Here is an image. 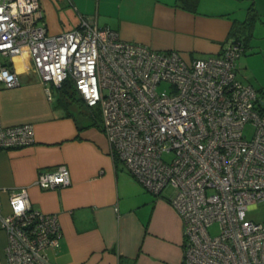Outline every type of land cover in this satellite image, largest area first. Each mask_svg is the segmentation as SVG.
<instances>
[{
  "label": "built area",
  "instance_id": "obj_1",
  "mask_svg": "<svg viewBox=\"0 0 264 264\" xmlns=\"http://www.w3.org/2000/svg\"><path fill=\"white\" fill-rule=\"evenodd\" d=\"M77 19L50 35L39 0H0V84H18L12 59L26 56L48 99L69 82L86 107H97L113 157L149 194L171 189L181 264H264V221L247 218L264 203V97L237 78L244 43L186 60L123 41L95 16ZM33 142L32 125L0 120V151ZM35 184L68 186L69 171L59 165ZM0 227L7 264H57L50 253L60 248L58 216L34 209L25 189L11 192Z\"/></svg>",
  "mask_w": 264,
  "mask_h": 264
},
{
  "label": "crops",
  "instance_id": "obj_2",
  "mask_svg": "<svg viewBox=\"0 0 264 264\" xmlns=\"http://www.w3.org/2000/svg\"><path fill=\"white\" fill-rule=\"evenodd\" d=\"M70 1L76 11L67 0H39L48 34L75 28L78 14L95 16L123 41L175 50L186 60L216 55L238 38L250 9L257 14L252 22L264 26V0H198L195 11L176 0ZM12 64L18 84H0V120L3 126L32 125L34 142L0 151L1 214L9 212L11 192L20 189L34 209L56 214L62 237L50 259L57 264H181L182 223L168 198L146 192L115 161L100 127L78 129L79 119L59 109L55 96L48 99L28 57L16 56ZM59 165L69 171L68 186H36L39 173ZM6 242L0 227V264H7Z\"/></svg>",
  "mask_w": 264,
  "mask_h": 264
},
{
  "label": "rangeland",
  "instance_id": "obj_3",
  "mask_svg": "<svg viewBox=\"0 0 264 264\" xmlns=\"http://www.w3.org/2000/svg\"><path fill=\"white\" fill-rule=\"evenodd\" d=\"M238 39L245 44L246 49L245 53L241 55L236 63L237 78L243 84L252 86L259 95L264 97V26L248 21L246 24H243V29L238 35ZM59 94V90L53 91V97L55 96L56 99ZM68 100L75 107L74 114L80 119L79 112L85 108L80 97L74 93L72 96H69ZM92 110L99 119V109L95 107ZM170 194V188H166L161 193L163 197L167 198L170 197ZM247 218L255 222L264 221V203L259 204L255 209L249 210ZM209 231L211 234H214L216 226H213Z\"/></svg>",
  "mask_w": 264,
  "mask_h": 264
},
{
  "label": "trees",
  "instance_id": "obj_4",
  "mask_svg": "<svg viewBox=\"0 0 264 264\" xmlns=\"http://www.w3.org/2000/svg\"><path fill=\"white\" fill-rule=\"evenodd\" d=\"M176 4H177V6H179L181 9H183L185 11H195L197 8L198 0H176ZM256 16H257L256 11L254 9H250L246 22H248V21L252 22ZM236 39H238V38H236ZM71 89H72V91H71ZM57 90H59V93H60L57 97V107L59 109L64 110L68 115L71 114L73 117H77L71 111L74 108L72 102L70 100H68L69 96H72L75 93L71 84L69 82H65L59 89H56L55 91H57ZM83 106L86 109L84 107H82L85 110L82 109L79 112V114L81 116L80 119L77 117L79 120H84L83 125L80 126V124H79L80 121L75 118L78 129L81 130V129L88 127V126H98L101 128V120H100V118L98 119L96 117V114L93 112L92 108H88L84 104H83ZM114 159L116 162L118 161L117 158H114Z\"/></svg>",
  "mask_w": 264,
  "mask_h": 264
}]
</instances>
